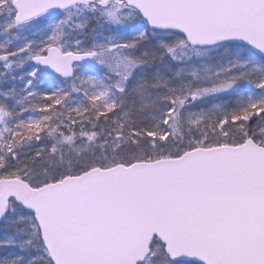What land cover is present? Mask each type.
I'll return each mask as SVG.
<instances>
[{
  "label": "snow or ice",
  "instance_id": "1",
  "mask_svg": "<svg viewBox=\"0 0 264 264\" xmlns=\"http://www.w3.org/2000/svg\"><path fill=\"white\" fill-rule=\"evenodd\" d=\"M0 264H264V0H0Z\"/></svg>",
  "mask_w": 264,
  "mask_h": 264
}]
</instances>
